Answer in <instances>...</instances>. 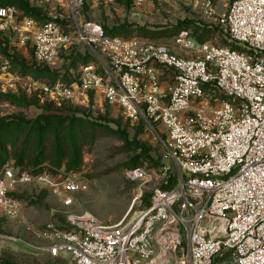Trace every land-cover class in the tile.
<instances>
[{
	"label": "built area",
	"instance_id": "obj_1",
	"mask_svg": "<svg viewBox=\"0 0 264 264\" xmlns=\"http://www.w3.org/2000/svg\"><path fill=\"white\" fill-rule=\"evenodd\" d=\"M85 1L69 0L67 16L45 23L0 4V36L15 34L38 66L53 70L71 48L91 54L92 62L69 70L70 81L44 88L47 100L89 106L93 96L150 130L162 127L176 182L144 167L127 169L139 190L130 219L109 225L90 212H68V228L36 231L13 196L19 187L42 186L69 208L90 184L64 170L34 174L6 163L0 211L45 239L40 253L54 263L216 264L230 252L235 264H264V0H234L219 15L212 0H174L202 7L234 46L201 43L187 30L171 44L111 37L101 25L78 21ZM21 241L0 231V250Z\"/></svg>",
	"mask_w": 264,
	"mask_h": 264
},
{
	"label": "rangeland",
	"instance_id": "obj_2",
	"mask_svg": "<svg viewBox=\"0 0 264 264\" xmlns=\"http://www.w3.org/2000/svg\"><path fill=\"white\" fill-rule=\"evenodd\" d=\"M33 6L42 8L48 18L56 14L68 15L69 0H28ZM216 6L217 15L223 14L228 9L232 0H212ZM80 23H96L103 29L112 30L115 27L126 25L134 32L140 28H145L150 32L149 36L132 34L125 39L137 38L140 40L156 41L171 44L179 33L185 21L192 23L185 24L189 30L196 27L206 28L209 33L208 42L227 44L234 46L226 33L216 25L214 19L203 13V8L177 4L174 0H149L148 3L139 6H132L131 9L124 8L119 0H86L80 11L78 18ZM179 29H181L179 31ZM187 30V31H189ZM190 32V31H189ZM123 36V35H121ZM8 40L9 53L20 59L27 66L35 63L34 54L31 47L23 46L15 34L11 37H1ZM5 46V43H4ZM75 51L71 48L62 53L58 63L57 71L68 75L67 81L72 76L69 70L77 72L82 64H70L69 56ZM87 54L84 53L82 55ZM48 79L36 78L34 75L22 74L20 66L0 51V118L11 117L23 114L29 119L36 118L43 111L58 112L59 108L69 102H64L59 107L51 103L46 98L44 88L49 85ZM25 95L34 104L29 107H19L6 99L4 94ZM72 105V104H71ZM90 118L96 119L107 116L105 124L116 127L121 126L129 135L130 142L144 144L150 148L152 160L144 159L142 167L155 173L160 180L170 178V185L176 182V163L167 156L164 145L165 132L162 127L156 131L150 130L140 119L131 121L127 119L119 107L108 104L100 106L91 97L89 106L85 107ZM103 123V121H101ZM104 124V123H103ZM86 132L82 140L83 164L79 171L69 172L76 174L80 179L89 182L87 191H80L74 194V203L71 207L65 208L63 204L53 196L48 190L38 185H27L18 188V194L31 196L38 199V203H31L29 200H21L23 208L21 210L22 219L28 222L34 230L43 231L49 224L58 227L68 228L66 220L68 212L84 213L90 212L101 218L109 225H116L125 218L130 219L139 209L138 185L130 182L126 178V163L138 151L131 150L120 136L108 132L99 126L85 127ZM9 163L15 164L12 159ZM165 168H168L167 173ZM163 189H167L165 185ZM152 195L146 194L142 200L144 205H148ZM0 231L18 236L22 239L20 243L13 244L10 248L0 250V258L9 259L21 264H69L65 257L60 258L58 263L51 261L45 253L41 252V247L46 244V240L38 234L34 235L26 231L20 220L5 215L0 211ZM216 264H234L232 255L224 259H217Z\"/></svg>",
	"mask_w": 264,
	"mask_h": 264
},
{
	"label": "trees",
	"instance_id": "obj_3",
	"mask_svg": "<svg viewBox=\"0 0 264 264\" xmlns=\"http://www.w3.org/2000/svg\"><path fill=\"white\" fill-rule=\"evenodd\" d=\"M133 2L134 0H119V3L127 9L132 8ZM0 4L6 7L15 6L24 15L33 17L42 23L49 20L42 8L33 6L28 0H0ZM182 23L183 27L181 29L189 30V27L184 25L192 22L185 21ZM104 31L111 37H129L134 33L141 36L150 35V32L146 31L145 28H140L134 32L126 25L115 27L112 30L105 29ZM189 31L201 43L207 42L209 39V33H207L209 31L206 28L196 27L194 30ZM8 48V40H4L0 36L1 53L11 59L13 63H16L17 66H20L22 74H31L36 78H46L49 85L56 84L60 80L67 81L68 75L66 73L53 70L49 67H41L37 64L27 66L20 59L10 54ZM69 58L70 64H76L77 62L87 64L94 60V57L89 53L82 55L76 54L75 51L72 52ZM4 96L12 104L19 107H29L34 104L31 99L23 94L8 93L4 94ZM71 104L61 106L58 112L43 111L34 119H29L21 113L11 117L0 118V170L13 159L15 161V164H13L15 168L27 170L34 174L41 173L45 169L52 173H58L62 170L67 173L79 171L83 164L81 142L86 134L84 132L86 126L88 128L93 126L102 127L108 132L120 136L127 145L132 147L131 150L136 152L140 149L126 163L128 169L142 167L144 159L152 160L150 148L144 144L130 142L128 133L119 124L115 128L105 124L104 121L107 120V116L103 115L92 119L86 111V106ZM13 196L19 200H29L31 203L39 202L38 199H32L29 195L18 194L17 192H14ZM229 255L231 253L227 252L217 259H224ZM0 264L21 263L0 258Z\"/></svg>",
	"mask_w": 264,
	"mask_h": 264
}]
</instances>
